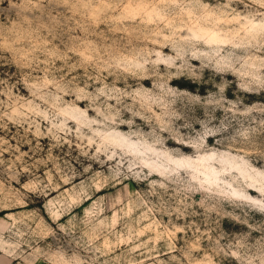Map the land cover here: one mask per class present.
Wrapping results in <instances>:
<instances>
[{
    "label": "rangeland",
    "instance_id": "374dc122",
    "mask_svg": "<svg viewBox=\"0 0 264 264\" xmlns=\"http://www.w3.org/2000/svg\"><path fill=\"white\" fill-rule=\"evenodd\" d=\"M0 264H264V0H0Z\"/></svg>",
    "mask_w": 264,
    "mask_h": 264
}]
</instances>
